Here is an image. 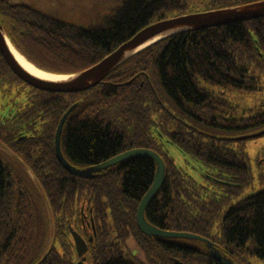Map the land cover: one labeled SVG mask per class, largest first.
<instances>
[{"label":"trees","instance_id":"1","mask_svg":"<svg viewBox=\"0 0 264 264\" xmlns=\"http://www.w3.org/2000/svg\"><path fill=\"white\" fill-rule=\"evenodd\" d=\"M259 1L123 0L102 26L83 28L0 0V21L31 63L73 75L154 23ZM263 78L264 17L163 39L79 93L30 86L0 53V264H37L49 248L41 264H81L71 228L88 243L85 264H136L127 255L132 246L150 264H176L169 257L221 264L200 241H160L140 230L137 211L157 171L152 159H128L88 179L62 166L55 136L73 105L61 136L71 165L86 169L130 150H152L166 164L165 182L146 209L152 225L207 238L241 264L264 260V190L239 200L253 180L241 138L264 129V110L231 117V104L201 87L203 81L255 91ZM5 148L35 179L44 212L6 161ZM172 149L202 170L200 179L177 164ZM261 157L264 168V151Z\"/></svg>","mask_w":264,"mask_h":264},{"label":"water","instance_id":"2","mask_svg":"<svg viewBox=\"0 0 264 264\" xmlns=\"http://www.w3.org/2000/svg\"><path fill=\"white\" fill-rule=\"evenodd\" d=\"M263 17H264V0L242 6L191 13V14H186V15L166 19L146 27L138 34H136L131 40L122 44L117 50L112 52L110 55L105 57L102 61L92 66L91 68L73 75L57 74L60 76L69 77L67 80L59 81V82H52V81L39 79L31 75L19 64V62L13 55L7 43V39L9 38L7 37V34L5 32V29L1 21H0V53L3 56L4 60L6 61V63L8 64V66L10 67V69L21 80H23L25 83L29 84L30 86L46 92L63 93V94L79 93V92L87 91L93 87H96L109 74H111L125 61H127L134 55L149 48L153 44L163 39L169 38L171 36L183 34L186 32L204 30L213 27H219L223 25H229L233 23L244 22V21H249ZM159 35L160 36L164 35V36L161 39L157 40L156 42H153L152 44L146 46L145 48L138 50L141 46H144L148 42L154 40ZM34 66L36 65L34 64ZM39 69L43 70L41 68ZM43 71L48 72L46 70ZM75 107L76 105H73L64 114V116L62 117L59 123L55 136V150H56L57 158L59 162L62 164V166L69 173L80 178L88 179V178H92L97 172L115 166L128 159H135V158L152 159L157 165V171L155 174L154 183L150 188V190L142 199L137 211V222L140 230L149 237L154 236L157 238H165V239H185V240L200 241L207 245L214 258L218 260L220 263L234 264L231 260L224 257L221 251L218 250L216 246L209 239L186 232L166 231L152 225L146 219L145 211L147 207L149 206L153 198L157 195V193L161 190L165 182L166 164L163 158L158 153L149 149H134L127 151L123 154H120L100 165H96L86 169H79L71 165L63 154L61 148V136L66 120L68 119L69 115L71 114V112L74 110ZM263 135H264V131L255 135H248L242 137L241 139L248 140V139L258 138ZM5 150H7L10 154H12V156L16 157L22 164H24V162L18 156L13 155V153H11L6 148ZM71 233L74 238L77 253L80 257H82L81 264H85V262L87 261V257H85V253H87L88 251L87 242L77 232L71 230ZM49 252H50V248L47 250L45 255L41 258V260L37 264H41L44 261V259L47 257Z\"/></svg>","mask_w":264,"mask_h":264},{"label":"rangeland","instance_id":"3","mask_svg":"<svg viewBox=\"0 0 264 264\" xmlns=\"http://www.w3.org/2000/svg\"><path fill=\"white\" fill-rule=\"evenodd\" d=\"M13 3L26 4L36 9H39L57 19L77 25L83 28H97L103 25L104 18L114 15L118 8L122 6L123 0H9ZM87 5V6H84ZM201 87L209 90L215 95H221L232 106L230 116L235 118L251 117L257 109L264 110V78L259 84V89L255 91H247L240 89H230L218 85H212L207 82H201ZM261 129L257 132H252L250 135H255L263 132ZM245 150L247 153V162L250 165L253 180L247 187L239 200L254 195L264 190V168L260 163L261 153L264 151V135L258 138L248 139L245 141ZM1 150L6 155V161L14 168L17 175L29 188L34 197L37 206L44 212V196L40 192L35 179L30 174L27 167L22 164L16 157L12 156L7 150ZM172 156L175 158L178 165L188 169L192 175L200 179L202 173L192 163L188 162L186 157L178 150L172 149ZM196 167V168H195ZM190 168V169H189ZM146 212V211H145ZM75 244V243H74ZM78 255V253H77ZM254 259V264H264V260Z\"/></svg>","mask_w":264,"mask_h":264},{"label":"bare ground","instance_id":"4","mask_svg":"<svg viewBox=\"0 0 264 264\" xmlns=\"http://www.w3.org/2000/svg\"><path fill=\"white\" fill-rule=\"evenodd\" d=\"M164 35L162 36H157L154 40L148 42L147 44H145L144 46H141L138 50L145 48L146 46L152 44L153 42H156L157 40L161 39ZM7 43L13 53V55L15 56V58L17 59V61L19 62V64L27 71L29 72L31 75L42 79V80H46V81H52V82H59V81H65L67 80L69 77L67 76H60L57 74H52L49 72H45L43 70H40L39 68H37L36 66H34V64H32L31 62H29V60H27L24 56H22L19 51L13 46V44L10 42L9 39H7Z\"/></svg>","mask_w":264,"mask_h":264},{"label":"flooded vegetation","instance_id":"5","mask_svg":"<svg viewBox=\"0 0 264 264\" xmlns=\"http://www.w3.org/2000/svg\"><path fill=\"white\" fill-rule=\"evenodd\" d=\"M148 208V207H147ZM145 216H146V212H145ZM147 219V217H146ZM80 234V233H79ZM81 235V234H80ZM82 236V235H81ZM83 237V236H82ZM84 238V237H83ZM157 238V237H156ZM85 239V238H84ZM160 241H164L167 240L165 238H157ZM86 240V239H85ZM171 240H180V239H171ZM206 245V244H205ZM210 256L214 258V256L212 255L211 252ZM223 254V253H222ZM127 255H129V260L132 263H136V264H150L151 260L150 258H147L146 256H144L143 254H140V251L136 248V246H132L131 248L129 247L127 250ZM224 257H226L227 259L231 260L234 264H241L239 263L235 258H233L230 255L227 254H223ZM171 261L175 262L176 264H181V262L179 260H177V258L174 257H169ZM252 258H257V257H251L248 259V263L247 264H254V259ZM218 261V260H217ZM219 262V261H218Z\"/></svg>","mask_w":264,"mask_h":264}]
</instances>
